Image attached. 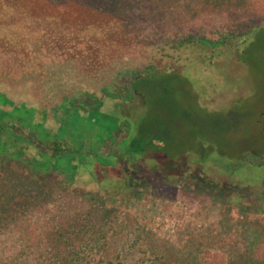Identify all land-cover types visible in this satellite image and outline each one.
I'll use <instances>...</instances> for the list:
<instances>
[{"label":"trees","instance_id":"obj_1","mask_svg":"<svg viewBox=\"0 0 264 264\" xmlns=\"http://www.w3.org/2000/svg\"><path fill=\"white\" fill-rule=\"evenodd\" d=\"M182 1L0 0V238L8 234L18 247L9 250L1 242L0 264H169L157 247L139 245L140 233L126 232L120 205L148 189H176L191 178L188 168L198 167L202 177L204 167L194 160L177 165L157 118L144 121L145 86L176 78L178 68L212 66L228 53L242 57L264 40L261 26L215 38L163 36L159 26L182 31L195 17L192 10L199 15L222 6L186 0L189 5L181 7ZM130 6L138 13H129ZM146 41L150 53L127 55ZM125 59L135 63L127 67ZM116 66L126 77L112 79L101 93L90 88L92 81L77 82L80 75L98 78ZM28 85L33 89L25 93ZM220 160L208 163L229 179L244 169L264 170V156L253 153L236 167L220 166ZM80 192L88 198H62ZM82 202L87 207L78 209ZM41 206L49 208L53 227L41 246H32L28 231L10 227ZM174 251L177 262L171 264H211L204 261L210 252L189 251L183 262ZM230 258L264 264L248 254ZM221 259L218 264H225Z\"/></svg>","mask_w":264,"mask_h":264},{"label":"rangeland","instance_id":"obj_2","mask_svg":"<svg viewBox=\"0 0 264 264\" xmlns=\"http://www.w3.org/2000/svg\"><path fill=\"white\" fill-rule=\"evenodd\" d=\"M182 2L181 7L189 5L186 0ZM215 2L222 5L220 9L204 10L199 15L191 9L195 17L182 31L170 25L167 31L161 26L158 30L163 36L191 32L215 38L218 33H231L237 27H264V0ZM129 8V13H138V7ZM242 41H239V51L244 47ZM145 43L138 44V50L134 46L127 55L150 53L152 44ZM254 44L242 57L231 52L219 57L212 66L196 64L188 68L184 65L183 69L175 70L176 78H158L145 86L149 101L145 111L149 115L143 114L144 121L157 118L160 133L166 136V149L178 158L177 165L194 160L204 167L202 177H199L198 167L188 168L191 178L180 182L176 189L162 185L120 205L126 213L123 225L126 232L140 233L139 245L149 249L157 247L168 256L169 264L177 262L174 250L179 251L182 261L181 255L191 251L198 256L210 252L212 255L204 261L211 264H218L223 256L225 264H234L230 258L233 254L238 257L248 254L254 261L264 263V170L244 169L229 179L208 163L220 160L219 155H224L223 161H219L220 166L236 167L246 153L264 156V40ZM124 62L127 67L135 63L129 59ZM164 66L163 63L161 67ZM113 68L104 76L85 81V74L80 75L77 82L88 84L92 81L90 88L101 93L112 79L126 77L121 76L125 74L120 73L119 66ZM31 89L33 87L28 85L23 91L26 93ZM162 164L169 166L166 161ZM204 178L206 183L201 182ZM211 186L221 192L212 191ZM62 198L78 202L88 197L81 193ZM58 206L57 213L60 211ZM83 207H87L85 202L77 208ZM48 209L42 206L30 209L23 216L26 218L15 221L10 229L28 231L29 244L41 246L46 233L53 227ZM1 242L9 250L18 248L8 234L0 238Z\"/></svg>","mask_w":264,"mask_h":264}]
</instances>
